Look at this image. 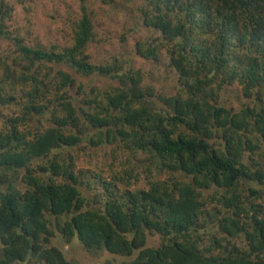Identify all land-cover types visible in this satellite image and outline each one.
I'll use <instances>...</instances> for the list:
<instances>
[{
  "label": "trees",
  "instance_id": "16d2710c",
  "mask_svg": "<svg viewBox=\"0 0 264 264\" xmlns=\"http://www.w3.org/2000/svg\"><path fill=\"white\" fill-rule=\"evenodd\" d=\"M91 1L48 47L0 0V264H81L57 236L137 253L120 264H264V0H123L151 30L132 53L175 75L171 92L126 50L93 60Z\"/></svg>",
  "mask_w": 264,
  "mask_h": 264
},
{
  "label": "rangeland",
  "instance_id": "374dc122",
  "mask_svg": "<svg viewBox=\"0 0 264 264\" xmlns=\"http://www.w3.org/2000/svg\"><path fill=\"white\" fill-rule=\"evenodd\" d=\"M6 2L15 8L14 19L10 23L11 31L24 32L26 42L32 46L70 45L75 23L82 17L80 0H6ZM117 4L116 7L106 5L100 0L89 3V10L93 12L98 29L105 34L102 44H94L90 48L89 53L93 60L102 62L105 58L119 56L120 51L126 50L130 65H134L136 69H144L147 73V82L151 81L150 76L153 74L152 79L159 92H171L176 86V76L169 73L164 65L157 67L132 53L138 40L151 37V30L137 18L138 12L133 5H128L123 0H118ZM123 36L126 38L124 41ZM2 49L10 51L14 46L10 42H5ZM81 81L88 87L111 83V80L99 79L97 76ZM223 99L229 102L236 100L229 95ZM53 242L64 252L67 259L76 260L81 264H120L137 256V253L132 257H125L106 252L95 257L87 253L78 240L68 244L61 236H57ZM160 243L161 238L153 235L149 236L147 246L156 247Z\"/></svg>",
  "mask_w": 264,
  "mask_h": 264
}]
</instances>
